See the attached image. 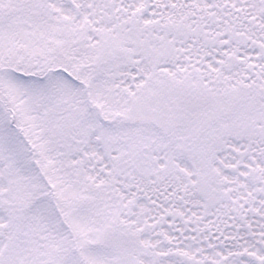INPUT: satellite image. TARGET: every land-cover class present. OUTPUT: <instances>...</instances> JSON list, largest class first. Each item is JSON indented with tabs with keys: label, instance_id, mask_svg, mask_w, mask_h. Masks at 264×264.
Returning a JSON list of instances; mask_svg holds the SVG:
<instances>
[{
	"label": "snow or ice",
	"instance_id": "1",
	"mask_svg": "<svg viewBox=\"0 0 264 264\" xmlns=\"http://www.w3.org/2000/svg\"><path fill=\"white\" fill-rule=\"evenodd\" d=\"M0 264H264V0H0Z\"/></svg>",
	"mask_w": 264,
	"mask_h": 264
}]
</instances>
